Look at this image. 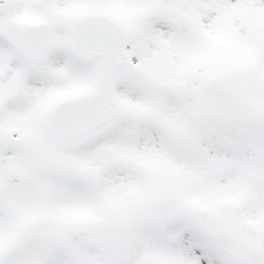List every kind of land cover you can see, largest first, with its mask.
<instances>
[{"label":"snow or ice","instance_id":"6c2138e0","mask_svg":"<svg viewBox=\"0 0 264 264\" xmlns=\"http://www.w3.org/2000/svg\"><path fill=\"white\" fill-rule=\"evenodd\" d=\"M0 264H264V0H0Z\"/></svg>","mask_w":264,"mask_h":264}]
</instances>
